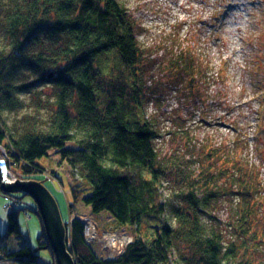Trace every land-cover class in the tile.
<instances>
[{
	"label": "trees",
	"instance_id": "1",
	"mask_svg": "<svg viewBox=\"0 0 264 264\" xmlns=\"http://www.w3.org/2000/svg\"><path fill=\"white\" fill-rule=\"evenodd\" d=\"M1 2L8 4V10L0 20V38L9 51L6 54L0 45V113L12 108L14 94L23 87L8 79L20 69L37 71L40 80L56 88L44 128L27 127L16 134L0 122V146L8 164L20 166L26 176L39 174L41 160L56 150L61 163L67 161L77 176L70 210L81 202L94 214L110 213L135 235L110 257L100 243L87 240L84 222L76 217L70 223L68 245L75 259L80 264H256L244 254L249 251L246 242L227 244L209 211L210 203L228 191L219 186L223 178L234 173L241 182L249 180L251 167L240 163L239 157L235 161L241 140L234 139L230 149L207 152L205 158L195 160L200 163L198 170L184 174L178 173L184 155H160L157 123L143 107L147 52L137 40L138 25L131 11L119 0ZM46 39L50 45L43 49ZM179 64L190 72L198 70L193 63ZM49 70L50 75L45 74ZM221 76L222 70L215 79ZM201 82L207 83L204 76ZM225 150L228 160L219 168L215 159ZM169 174L185 178L179 197L186 206L169 203L165 187ZM252 192L249 185L248 202ZM19 217L15 210L6 213V229L0 231L2 258L15 264H48L38 250L49 246L39 236L36 249L32 248ZM246 217L241 214L239 220ZM11 238L17 245L7 246Z\"/></svg>",
	"mask_w": 264,
	"mask_h": 264
},
{
	"label": "rangeland",
	"instance_id": "2",
	"mask_svg": "<svg viewBox=\"0 0 264 264\" xmlns=\"http://www.w3.org/2000/svg\"><path fill=\"white\" fill-rule=\"evenodd\" d=\"M119 1L135 18L137 40L147 52L143 64L147 80L143 87V107L148 117L157 123L160 136L156 145L160 155L163 158L184 155L181 171H178L184 174L198 170L200 163L196 164L195 160H202L207 152L219 147L230 149L234 139L241 140L242 147L235 161L239 157L240 163L246 165L247 162L251 167L249 180L241 182L232 176L234 173L223 178L219 186L228 191L210 203L209 211L216 218L213 224L222 230L228 245L235 241L246 242L249 251L244 254L256 264H264V0ZM5 10L8 4L1 2V22ZM45 42L47 45L42 46L43 49L50 45L47 39ZM0 45L7 54L9 47L2 37ZM179 62L193 63V69L197 65L198 70L190 72ZM221 70L224 81L223 76L215 79ZM47 73L50 75L51 70ZM199 75L200 81L197 80ZM202 76L207 83L201 82ZM41 77L37 71L26 67L8 78L16 86L23 87L14 94L12 108L0 113V122L5 121L16 134L26 132L27 127L44 128L49 120L56 88L53 83L40 80ZM2 152L5 149L0 146V158L5 159ZM225 153L227 150L215 159L219 168L227 163ZM50 154L41 160L43 168L39 174L26 176L20 166L8 164L9 180L42 182L57 200L64 222L67 220L70 224L76 217L80 218L88 241L100 243V249L110 257L118 255L119 249L133 241V230L120 226L110 213L94 214L81 202L70 210L77 176H73L74 169L67 161L61 163L56 150ZM0 177L1 185V173ZM168 177L170 182L167 181L165 187L169 203L186 206L184 199L179 197L185 178L174 174ZM249 185L253 191L250 202L246 195ZM201 191L202 194L206 192L205 189ZM9 210L19 212L21 228L32 248L36 249L39 236L49 246L38 250L40 258L48 264H58L34 198L22 191L3 192L0 188L2 232L6 229ZM241 214H247L246 219L240 221ZM247 225L251 229L244 237ZM66 229L69 245L70 229ZM11 239L7 240V246L17 245L16 240ZM94 246L99 249L97 244ZM0 264L15 262L0 254Z\"/></svg>",
	"mask_w": 264,
	"mask_h": 264
},
{
	"label": "water",
	"instance_id": "3",
	"mask_svg": "<svg viewBox=\"0 0 264 264\" xmlns=\"http://www.w3.org/2000/svg\"><path fill=\"white\" fill-rule=\"evenodd\" d=\"M52 75V74H51ZM2 176L0 188L4 192H24L37 202L43 218L50 246L56 254L58 264H76L67 242V229L57 200L52 192L40 181H10L9 168L5 159H0Z\"/></svg>",
	"mask_w": 264,
	"mask_h": 264
},
{
	"label": "bare ground",
	"instance_id": "4",
	"mask_svg": "<svg viewBox=\"0 0 264 264\" xmlns=\"http://www.w3.org/2000/svg\"><path fill=\"white\" fill-rule=\"evenodd\" d=\"M5 157V156H4ZM0 159H3V158H0ZM5 160H6V162H7V165H8V161H7V158L5 157ZM1 165V164H0ZM2 166V165H1ZM0 166V167H1ZM9 173H10V170H9ZM8 178H9V176H8ZM2 191V190H1ZM4 192V191H3ZM62 217H63V215H62ZM64 223H67L68 224V226L66 225V228H68V230L70 229V224L68 223V221L66 220ZM70 251V250H69ZM72 254V253H71ZM54 255V254H53ZM72 256H73V254H72ZM73 258L75 259V257L73 256ZM75 262H76V264H80L76 259H75Z\"/></svg>",
	"mask_w": 264,
	"mask_h": 264
}]
</instances>
